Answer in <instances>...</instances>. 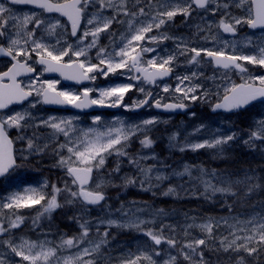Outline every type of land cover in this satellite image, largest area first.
Wrapping results in <instances>:
<instances>
[{
	"label": "snow or ice",
	"instance_id": "1",
	"mask_svg": "<svg viewBox=\"0 0 264 264\" xmlns=\"http://www.w3.org/2000/svg\"><path fill=\"white\" fill-rule=\"evenodd\" d=\"M139 0H134V4L138 3ZM213 0H191L186 3L185 6H171V0H158V7L154 14L145 12V7H139L137 10H130L127 6V0H121V5L118 6L120 11L123 12L125 17H129L127 20L118 19L119 12L116 15L105 16L103 14L104 9H111L117 7L113 4V0H11L13 4H31L34 5L47 13H58L62 17H66L71 24L70 35L76 38L77 43L75 45L65 41L63 46L57 48L56 46H49L42 43L43 39H35L36 30L45 24L44 20L39 19L35 15L24 16L22 19L18 17H12L13 20H19L20 22L16 25L17 36H20L23 32L26 37L23 40L24 45H28L31 41V48L17 47L21 44V39H11L8 47H0V54L9 56L15 63L12 64L8 71L0 73V109L8 107L14 102H22L29 96L35 95L41 99L45 104H55L72 106L77 109H85L93 105L105 106V100L110 99L112 103L108 106L117 107L124 99L125 93L131 90L134 85H120L107 89L100 90L98 99L91 98L92 89L85 88L82 93H74L67 90H58L57 84L59 81L45 80L42 83L37 78L29 86H22L21 83L17 82V76L22 73L35 72L36 69L28 64L27 60L32 58L33 53L38 57V63L43 66V72H58L65 79L73 80L76 82H82L85 80H95L93 73H99L100 75L107 76L109 73H117L120 70H127L128 72H137L143 75V78L148 83H155L157 78H163L171 74L173 71L171 65L175 60V56L170 55L166 59H162L158 64L155 59L147 61L148 67H144L142 64L141 57L143 53L149 51H155L154 48L144 47L146 40L150 42H159L162 40L169 39L166 34L161 33L159 36L152 35L154 29H160L167 22L173 20L177 15H190V9L195 4L198 8L205 9ZM249 7L248 11L250 15L247 18L232 17V22H226L224 19L220 20L219 27L226 33L235 34L237 26L245 23L252 29L260 28L264 30V0H248ZM99 4L97 13L91 17L85 16L86 9L93 4ZM246 0H236V7H243ZM152 0H148V6L151 7ZM224 8H228L229 5L226 3L223 5ZM5 14H9V9L5 8L4 5L0 4V35H5L4 25L7 23ZM148 17L147 20H141L140 17ZM84 22L89 25L81 31L80 25ZM126 25L125 32L119 36L120 43L116 44L112 39L115 37V32H109L108 30L113 24ZM33 24L32 29H28V25ZM60 21H56L48 25L45 31L49 36L56 34V29L62 27ZM78 32L80 35H78ZM101 33H107L110 37L109 44L106 46H98ZM91 37L89 40L88 38ZM208 39V37H205ZM84 41H88L86 44ZM61 41L57 38V44ZM178 47H180L178 45ZM96 49V59L98 63H91L89 52L92 49ZM185 51H189L185 46L184 50L180 52L183 55ZM192 55L190 57V63H199L197 59L201 57L203 53L214 61L217 67H221L225 70H238L241 73H247L248 69L243 66L241 61L247 62L253 65H259L264 67V44L258 45L255 49L254 54H236L235 52L228 53L224 50H209V49H197L195 47L190 49ZM19 57H26L27 59L21 60ZM65 57L68 60L65 61ZM83 57L84 59H81ZM151 69V71H150ZM227 74V73H225ZM196 74L193 73V76ZM7 77L11 83L4 84L3 80ZM140 76H132L131 79L139 80ZM181 80V83L185 80H190L191 77H177ZM258 81V84H257ZM37 84L39 86L37 87ZM201 87L199 84H194L187 88L177 87L176 92L182 93L184 99H190L196 101L200 99L199 96L194 93ZM140 92H144L143 88L138 89ZM168 87L164 88L167 92ZM206 95V94H205ZM151 93L146 94V98L143 101H139L135 106L142 107L148 104ZM260 101L264 103V76L249 77L245 83L232 84L230 88L225 89L223 96V102L216 103L213 107V111L217 109H223L231 112L233 110L240 109L244 106L252 104L253 102ZM157 108L163 107L169 110L185 109L187 105L183 102L173 104H163L160 101L155 102ZM35 107V104L32 105ZM194 116L195 113H192ZM30 116V113L17 112L14 115H9L6 118L0 119V177L5 176L11 169L19 167L17 159L13 151V141L9 138L7 128L16 127L23 128L22 122L26 121V117ZM101 118L99 116L94 118L93 123L99 124ZM42 124L51 128L53 134H63L67 138V142L60 144L58 147L60 150L66 149L67 155H60L57 160V165L66 169V174L71 177L70 184L68 181L64 182V187L60 188L56 185L51 186V192L44 194L39 192L36 188L25 189V195L15 193L8 198V202L0 205V208L11 209L14 220L8 222V227L0 222V235L7 233L9 229H15L20 227L24 222V217L16 214V210L21 208L31 207L34 204H41V208L37 211V216L33 218V225H37L41 217L47 215L49 218L52 213L57 209L64 208L67 206H74L79 204L78 209L81 213L89 211L90 205H101L102 202L106 204L107 196L105 192V182L101 181L95 183L94 187H89L93 183L94 171H100L104 169L106 164V158L111 155L118 157H129V162L135 164L137 170L140 172L142 178L136 177H123V187L135 186L139 184L141 188L144 185H148V189L153 186V180L160 182L166 179H171L161 173L158 169L153 167H143L140 159H135L129 156L126 151L127 143L132 136H135L137 131L144 134V138L140 141L144 148H151L154 144L152 138H150L145 129L149 125H155L157 121L155 119H147L142 122L144 128L141 125H134L131 128H126L123 122H120L121 126L112 128L109 127L104 131L98 129L89 128L83 131L82 134L77 135L75 138L72 134L77 132V129L72 119H58L56 117H50L47 120L41 121ZM204 126L201 125L197 128L200 131ZM22 138V137H21ZM172 140L176 139V136L171 137ZM236 139L235 133H228L219 136H215L212 140H205L200 143H187L180 148L184 151L185 148H189L193 151L212 148L218 150L219 153L226 151V146L229 142ZM259 139L264 141V120L259 124L258 131H253L249 134V139L244 141L245 144H251L254 140ZM28 149H34V141L29 139L27 144ZM47 147V145H45ZM42 151L43 149H36ZM143 159V157H141ZM120 171V164L117 162L116 167L113 169L114 173ZM198 179L203 185L204 193L207 195H215L216 193L229 195L236 197L239 195H248L252 193L257 187H264L262 184L252 183L254 180L252 176H245L244 180H232L230 176H221L215 170L209 171L204 168L196 169ZM155 172V175L153 173ZM193 174V166L185 164L183 171H174L173 176L191 177ZM205 177H211V179H205ZM213 180L216 183H213ZM70 185L75 186V190ZM47 186V185H46ZM243 186V187H241ZM145 189V190H148ZM175 188L169 187L165 195L174 194ZM63 195V201L61 202V195ZM121 212L120 220L107 219L100 221L99 223H106L108 227L117 228H135L139 230L146 221L141 220L139 216L135 215V212H140L142 209L124 210L123 206L119 210ZM163 211V210H160ZM70 219L75 220L79 223L80 233L72 237L64 238L61 237V242L55 247H49L47 240L40 243L29 242L22 240L18 245H14L11 241H6L11 251L17 256L23 258L24 261H28L29 264H77L81 261L82 264H95V259L84 260L85 256L93 257L94 255H102V246L108 243L109 233L104 231L99 232L97 227L96 232L101 237L99 241H92L89 239L92 226L90 222L80 217L72 216ZM82 221V222H81ZM225 223H227L225 221ZM252 223V221H249ZM218 226V225H216ZM191 227V226H189ZM202 232L211 236L213 233L214 224L209 221L198 226ZM244 229H241L243 231ZM251 234L240 237L235 236L232 233L234 239L227 244L225 241L227 237H224L220 243L224 245V250H232L234 252H240L243 250L252 255L256 253L259 246H264V217L261 221L255 223L251 228ZM150 237L151 241L155 245H160L162 242L175 247L178 243L177 240L171 237H165L162 234V229L159 231L147 230L145 233ZM237 240H243V243L237 244ZM88 244L90 247H81V245ZM205 239H194L191 242L185 243L180 249V254L183 255L184 259L191 261L192 256L189 252H185L184 249H189L191 253L200 257L198 264H204L203 252L197 251L201 245H205ZM255 244L256 246L250 247L249 245ZM80 248V251L73 256H69L64 259L58 257V252L61 249ZM26 250V251H25ZM157 255L159 253H156ZM141 256H136L133 260L124 261L123 264H138L141 260ZM143 259L149 261V264H154L152 257L144 255ZM176 257H171L170 264H175ZM0 264H4V261L0 259ZM238 264H244V258L241 257Z\"/></svg>",
	"mask_w": 264,
	"mask_h": 264
},
{
	"label": "rangeland",
	"instance_id": "2",
	"mask_svg": "<svg viewBox=\"0 0 264 264\" xmlns=\"http://www.w3.org/2000/svg\"><path fill=\"white\" fill-rule=\"evenodd\" d=\"M117 2L118 3L114 5H121V0H117ZM226 3L229 5L228 8L223 7ZM185 5V1L172 0V6L183 7ZM248 7V0H246L243 7H236V0H213L211 7L206 10V13L199 14V16L195 18V24L199 26V30H205V33L202 34L203 36L200 37L197 34H192L189 35V38H179L178 42L180 47H178L177 44H174L173 48L172 44L167 48L161 47L155 49L154 46L150 47L155 49V51H149L152 59L156 58L162 60L173 55L175 56V67L178 66V63H183L187 68L192 69V72L188 75L191 77L188 82L183 81V83H181V80L176 77L175 83L172 86H170L169 83L161 85L162 91H164L165 87L170 89L168 92L174 96V99H176L175 101L188 100L189 102L187 103L192 105L189 104L190 109L191 107L192 109L187 114L175 115L171 125L166 126V124H164L163 127H161L160 124L167 120L164 121V118L162 119L161 117L149 114L142 115L138 118L133 116L128 117L126 115L117 118L109 117L112 119H104V115H94L85 120L72 114H51L44 112L40 108L39 99H35L27 106L14 110L9 114L14 115L17 112L30 113V116H27L26 121L22 122V124H27L26 127L30 133L27 141L29 139L33 140L35 146L34 149H28L26 146V151L28 154L35 156L45 153L46 148L51 143H55L52 148H55L56 154L59 152L60 155H67L66 149L60 150L58 147L60 144L66 143L67 138H65L63 134H53L51 128L41 123V121L47 120L50 117L72 119L77 129V132L72 134L73 138L82 134L83 131L89 128L104 131L109 127H120V122H123L126 128H131L134 125H141V127L144 128L142 124L144 120L155 119L157 123L147 126L145 132L150 138H153L155 143L165 144L166 149L170 151L166 157L167 161L162 163L161 157L156 152L140 154L138 157L134 156L132 158L140 159L143 167L151 166L154 169H158L161 173L170 176L171 179L160 182L153 180V186L150 189H148L147 184L144 185V188H141L139 184L123 187V177L125 176L142 178L136 165L128 162L131 168L129 172H123V169H121L117 173L112 172L111 174H107L101 170V172L97 174L93 187L95 183L104 181L105 190L107 187H112L111 189H113V192L110 193V198L102 207L89 209L88 212L81 213L78 211L79 205L67 206L57 209L52 213L50 218L47 215L41 217L37 225H33L32 221L33 218L37 216V211L41 208L44 201H41V204H34L31 207L16 210L17 215L24 217V222L20 227L9 229L7 233L0 235V259L4 261V264H29L28 261H24L22 257L12 252L6 241H11L14 245H18L22 240L36 243L47 240L49 242V247H55L60 244L62 236L68 238L79 235L81 231L79 223L70 219V217L74 215L77 217L82 215L84 219L90 222L92 226V231L89 235L90 240L99 241L101 239L96 232L97 227H103L99 229L100 233L104 231L109 233L108 243L102 246L101 249L102 255L84 257V260L95 259V264H123L124 261L133 260L136 256L142 257L138 264H149L148 260L143 259L145 254L152 257L154 264H170L171 257L173 256L177 258L175 264H198L200 257L191 253L189 249L185 248L184 251L189 252L192 256L191 261L184 259L183 255L180 254V249L183 245L194 239L206 240V244L201 245L199 249H197V251L203 252L204 264H238L241 257L244 258V264L251 261V258H253L256 253L248 255V253L245 252V254L241 255V251H225L224 245H222L220 241L224 237H227L225 244L232 241L234 239L232 233L240 237L251 234L250 230L253 225L260 222L261 218L264 217V192H259L261 196L259 198L255 197L253 194L258 188L246 196L239 195L232 197L220 193L207 195L204 193L201 182L196 179L198 175L196 169L204 168L209 171L215 170L221 176H230L232 180H244L246 175L252 176L254 180L251 182L256 184H258L257 180L263 177L264 169H245V174L239 173L236 169L235 156L241 149L243 152L247 153L250 158L256 157L260 159L259 161H264V141L256 139L251 144L244 143V141L249 139V134L251 132L258 131L260 122L264 120V103L250 107L249 119L246 115L248 112L247 110L229 115H212L210 112H206L209 111L213 101L218 102L222 99L225 94V89L230 88L232 84L246 82L249 77L264 76V67L244 62L246 65H250L254 71L249 73H241L237 70L225 71L215 68L203 53L201 57L197 58L200 61L198 64H190L189 62L190 57L194 55L190 51L193 47L197 49L224 50L228 53L235 52L236 54H254L256 47L264 44V34L256 35L255 33H251L247 28V24L242 23L237 26V29L239 28L242 30V33L235 39H228L220 30V27H218L221 19H224L226 22H232V17L247 18L250 15ZM187 19L189 21V15ZM213 19H215L214 24L208 29V26H205L203 21H207L209 25H211ZM205 37H208V39H205ZM25 38L26 37L21 34L20 36L16 34L13 36V39H21V44L17 47H28L23 43ZM115 43L119 44L120 40ZM185 46L189 51L180 55V52L184 50ZM193 73L196 75L193 76ZM178 77L182 78L183 76ZM37 78L40 83L44 81L41 77ZM37 78L28 80L27 85L29 86ZM127 84L134 85L132 89H144V92L138 94V96L130 94V90L125 93L124 98L131 97V99H135V101H139L141 99L140 95H145L147 91L150 90L143 84L137 87L135 83L132 82L109 81L99 87V93L100 90L103 89ZM194 84L201 85L197 92L194 93L200 97V99L196 101L184 99L182 93L175 91L177 87L183 89ZM38 86L39 84H37V87ZM193 103H195V108ZM33 104H35V107H32ZM129 107V105L126 106L127 109H129ZM192 113H195V115L193 116ZM97 116L101 118L99 124L93 123L94 118ZM201 125L204 127L201 128L200 131H197V128H200ZM25 131L24 129V132ZM228 133H235L236 139L229 142L226 146V151L223 153H219L218 150L212 148H204L195 151L189 148H185L184 151L180 150L181 147L189 142L200 143L205 140H212L215 136ZM173 135L176 136L175 140L171 139ZM136 138L142 140L144 134L137 131L136 135L132 136L127 144H129L132 139ZM45 145H47V147H45ZM36 149L43 150L40 151ZM212 150L217 153L216 156L213 154ZM209 153H211L212 158H210ZM108 157L106 158V163ZM141 157H143V159H141ZM152 157L155 159V163L149 161ZM58 159L59 156L56 155L49 158L48 161H45L42 173L43 176L35 178L36 181H33L34 184L32 185L16 186L17 184H12L23 178L25 176L24 173H22V175L16 174L14 178H8L3 183L0 182V205L8 202V198L15 193L25 195V189L28 188H36L39 192L48 194L51 192L52 185L63 188L65 181H68L70 184L71 177L66 174V169L56 166ZM185 164L193 166V174L191 177H178L172 175L174 171H183V166ZM260 165L262 166L264 164ZM153 175H155V172ZM205 179H211V177H205ZM58 183H60V185H58ZM213 183H216V181L213 180ZM169 187L175 188V193L165 195L164 193L167 192ZM137 193L138 195H136ZM63 195L66 194L61 195V202L63 201ZM139 195L143 198H140ZM254 197L257 198V200H253ZM191 199L195 200L196 203H194V205L200 208H218V206H222V208L202 214H190L188 212L189 208H184L183 203L186 201L189 202ZM122 206L124 210L132 209L134 211L135 209H142L140 212H135V215L139 216L141 220L146 221V223L142 225L139 230L135 228L121 229L117 227H108L106 223H99L109 218L120 220L121 212L119 210ZM13 211L14 210L11 209L0 208V222H2L5 227H8V222L10 220L15 219ZM58 214H61V221L63 223L67 222L68 225L74 227V232H69L66 228L61 229V231L58 230L56 225ZM209 221L214 224L211 236L202 232L198 227ZM225 221L227 223H225ZM249 221H252V223H249ZM149 229L153 231L162 229V234L165 237L174 238L178 243L175 247L164 242L160 245H155L150 237L145 234ZM241 229L244 230L241 231ZM131 231L134 232H132V235L130 234ZM118 238H126V240L113 242ZM239 243H243V240H237V244ZM81 247H90V245L84 244L81 245ZM79 251L80 248L76 247L61 249L58 252V257L60 259L69 256L74 257ZM156 253L159 254L157 255ZM244 255H248L250 258H246ZM53 264H55V261H53ZM77 264H82V262L78 261Z\"/></svg>",
	"mask_w": 264,
	"mask_h": 264
},
{
	"label": "flooded vegetation",
	"instance_id": "3",
	"mask_svg": "<svg viewBox=\"0 0 264 264\" xmlns=\"http://www.w3.org/2000/svg\"><path fill=\"white\" fill-rule=\"evenodd\" d=\"M179 1H182V0H179ZM188 1L191 2V0H188ZM54 2H57V0H54ZM117 3H118L117 0L113 1V4H117ZM0 4L4 5L5 8L9 9V14H5V19H7V23L4 25V29H3L5 31V35H0V47H8L10 40L13 39V36L17 33L16 25L20 21L19 20H13L12 17L14 16V17H18V18L22 19L24 16H31V15H35L39 19L45 21V24L36 30L35 39H41V37H42L43 38L42 43H45L49 46L54 45L57 48H60L61 46H63V43L65 41H67L68 43H71L73 45H75L77 43L76 38L72 37L70 35L71 24L67 20L66 17H62L58 13H47V12L43 11L42 9H40L34 5H31V4H13V3H11V0H0ZM209 5H208V7H209ZM115 6H117V7H113L111 9H104L103 14L105 16H111V15H116L117 12H119L118 19H120V20L129 19V17H125L123 15V12L120 11V8L118 7L120 5H115ZM127 6L130 10H133V11H135L139 7L143 6V7H145V12L154 14L156 8L158 7V0H152L151 7L148 6V0H139V2L135 3V4H134V0H128ZM171 6H172V0H171ZM208 7L205 9H201V8H198L195 4H193L192 8L190 9V12L191 11H195V12L191 13L190 15L197 16L198 14H204V13H206V10L208 9ZM98 9H99L98 3L90 5L86 9V13H85L86 18L95 15L97 13ZM140 19L141 20H147L148 17H146V16L140 17ZM214 20L215 19H213L211 25H209V23L207 21H203V24L205 26L211 27L214 24ZM56 21H60V24L63 26L58 27L56 29L55 35L49 36L47 34V32L45 31V28H47L48 25L55 23ZM188 22L189 21L187 19V16H184V15L175 16L173 18V20L167 22L160 29H158V30L154 29L152 33L148 34L149 36H152V35L159 36L161 33H163V34H166L169 37V39L162 40L159 42H150V41L146 40L145 42H143L144 47L150 48L152 46H159V47L167 48L170 44H172V48H173L175 43L179 44V42H178L179 38L184 39L183 36H179L177 38V41L175 42L174 41V34L187 31L186 24ZM27 27H28V29H32L33 24H29ZM89 27L90 26L84 22H82L80 25L81 31L86 29V28H89ZM247 28L249 29L250 27H248V25H247ZM125 30H126V25L114 23L108 31L116 33L115 37L112 38L114 40V42H116L119 40L120 34L125 32ZM250 32L255 33L256 35L264 34V30H262V29L252 30ZM241 33H242V30L238 28L236 35H231L229 33H225V34L229 35V36H234V37H229V38H235L238 35H240ZM21 35H24L23 32H21ZM78 35H80L79 32H78ZM57 38L60 39V41H61L60 44H57ZM88 39L90 40L91 37H89ZM109 39H110V37L108 36L107 33H101L100 39L98 42V46L108 45ZM87 42L88 41H84L85 44ZM27 46H28L27 48H29V50H30L31 41H29V44ZM89 57H90L91 63H98V60L96 59V49L95 48L89 52ZM151 57L152 56L149 52L143 53L141 60H142V64L144 67H148L147 61L152 60ZM18 59L24 60L27 58L26 57H19ZM64 59H65V61H67L68 57H65ZM81 59H84V58L81 57ZM153 59H155L158 64L161 62L160 59H156V58H153ZM37 61H38V57L36 56L35 53H33L31 59L27 60L28 64L31 65L32 67H34L36 69V71H35L34 75H25V73H22L20 75L18 80L21 82L22 86L27 87L28 86L27 85L28 80H31V79H34L37 77H41L44 81L45 80L59 81V83L57 84L58 90H67V91H71L74 93H82L85 88H90L93 90L91 93V98L98 99V98H100L99 97V87L103 86L104 83H108L109 81H128V82L135 83V86H137V87L142 85V84L145 85L146 87H148L150 89L149 91H147V93H151V96L147 97L149 99L148 104L143 105L142 108L136 107L135 105L139 101H143L146 98L147 93L145 95H142V96L140 95L141 99L139 101H135V99H131V97L130 98L126 97L123 99V101L117 107L108 106V104L110 105L112 103V100L108 99V100H105L107 107L98 108V109L88 107V108H85L84 110H72V109L64 108V107H54V108L48 107V106H46L45 103H43L41 101V99L39 97H37L35 95V92H33V98L31 100V102L35 99H39V101H40L39 106L46 113L72 114V115H76V116L82 118L83 120L88 119L94 115H104L106 117H115V116L117 117V116L126 115L128 117L133 116V117L138 118L142 115L149 114V115L161 117L162 119L164 118V121L167 120L166 122H163L160 124V126L163 127L164 124H166V126L171 125L173 122L174 116L172 113H167V111H165L166 109L163 107L157 108L155 106V102L157 100L160 101L161 105L184 102L187 104L188 109L191 105L190 103H189L190 105L187 103L188 100L187 101H178L177 100L175 102L176 99H174V96L171 95L170 92H168V91L165 92V91L161 90V85H163V84L169 83V85L172 86L173 82H174V78L177 76V74L184 77V76H188L189 73L192 72V69L187 68L185 66V64H183V63H178L179 65L177 67H175L174 61H173L172 65H171L173 71L171 72L170 77L166 76V77H163L162 79L157 78L155 83H148L143 78V75L141 73H137L135 71L128 72L127 70H120L117 73H109L106 77L103 75H100L97 72V73L92 74V75H95V77H96L95 80H85L82 82H76L73 80L65 79L58 72H43L42 71L43 66L40 65ZM210 62L212 63V61H210ZM13 63H15V61L12 60L11 57L0 54V73L8 71V69L11 68ZM190 64H192V63H190ZM150 71H151V69H150ZM230 71H235V69H232ZM247 73H249V71ZM132 76H140L141 78L139 80H135V79H131ZM186 82H188V80ZM3 83L4 84H10L11 81L7 77H5L3 80ZM129 93L132 95L134 94V96H138V94H142V92L138 91L137 89H131ZM29 103L30 102H27L21 106H13L7 110H2L1 111V119L9 116V114L12 111L17 110L19 108H22L24 106H27ZM127 105L130 106L129 109L126 108ZM193 105L195 108L194 103H193ZM94 106H96V105H93L91 107H94ZM138 108H140V109L137 110ZM106 119H112V118H106ZM26 125L24 124L25 127H23V128H16V127L7 128V132L9 134V136L11 137V139L13 140V143L15 146L17 164L19 165V167H16L15 170H13L11 172V174L6 179L14 178L16 176V174H21V175H22V173L25 174V176L23 178H21L18 182L12 183V184H17L16 186H22V185L26 186V185L34 184L33 181H36L35 178L43 176L42 173H43L44 162L48 161L49 158H51L52 156L57 155L56 151L54 150L55 148L54 149L52 148V146L55 143L49 144L48 147L46 148L45 153H43L41 155L35 156V155L28 154L26 151V146L28 144L27 139L29 138L28 136L30 133H29ZM24 129L26 130L25 132H24ZM140 141H141V139L136 138V139H132L130 141V143L127 144L126 151L129 153L130 157H134V156L138 157L140 154L156 152L161 157L162 163L167 161L166 157H167L168 153H170V151H168L166 149L165 144L154 142V144L151 148H144L141 145ZM149 161L155 163V159L153 157L151 159H149ZM117 162H119V164H120V170L123 169V172H125V171L129 172L130 171L131 168L128 165L129 157H118L116 155L109 156L107 159V163L104 166V169H101V170H103L107 174H111L113 172V169L116 167ZM101 170L100 171H94L95 177L93 178V183L91 185H89V187H93L94 182H95V178H96L97 174L101 172ZM3 182H1V183H3ZM58 185H60V183H58ZM72 187H73V190H75V186L72 185ZM111 188L107 187V189L105 190L107 199L110 198V196H111L110 193L113 192V189H111ZM76 205H79V204H76ZM102 206H104V202L101 205H90L88 207H89V209H94V208H98V207H102ZM56 225L58 227V230H60V231H61V229H64V228H66V230H68L69 232L75 231L74 227H72L71 225H68L67 222L63 223L61 221V214H58V217L56 220Z\"/></svg>",
	"mask_w": 264,
	"mask_h": 264
},
{
	"label": "trees",
	"instance_id": "4",
	"mask_svg": "<svg viewBox=\"0 0 264 264\" xmlns=\"http://www.w3.org/2000/svg\"><path fill=\"white\" fill-rule=\"evenodd\" d=\"M235 160H236V169L238 170L239 173L241 174H245L244 171L245 169H249L252 170L254 169H264V165H260V164H264V161H259L260 159H257L256 157L250 158L249 155L245 152H243L241 149L238 151L237 155L235 156ZM258 184H262L264 185V175L263 177H260L257 180ZM258 189L254 191V195L255 197L259 198L261 197L259 192H264V187H257ZM253 198V200H257V198ZM194 203H196L195 200L191 199V201L189 200L184 202L183 204L186 205L184 206V208H189L188 212L190 214H202V213H206V212H212L215 210H219V208L221 209L222 206H218L217 207H207L206 208H200L194 205ZM190 204V206H189ZM250 247L252 246H256L255 244L249 245ZM242 254H245V252L243 250H241ZM246 258H250L248 257V255H244ZM184 264V263H182ZM247 264H264V246H259L258 251L256 252V255L251 258V261Z\"/></svg>",
	"mask_w": 264,
	"mask_h": 264
},
{
	"label": "water",
	"instance_id": "5",
	"mask_svg": "<svg viewBox=\"0 0 264 264\" xmlns=\"http://www.w3.org/2000/svg\"><path fill=\"white\" fill-rule=\"evenodd\" d=\"M26 74V73H25ZM17 79V78H16ZM31 96H29L26 100H24V101H27L29 98H30ZM24 101H22V102H14V103H12V104H10L8 107H6V108H9V107H11V106H13V105H17V104H22ZM48 106H50V105H52V106H58V107H68V106H64V105H55V104H47ZM245 107V106H244ZM244 107H242V108H244ZM6 108H3V109H6ZM242 108H240V109H242ZM240 109H237V110H233V111H231V112H236V111H239ZM217 110H223V109H217ZM173 111H180V109H175V110H173ZM182 111H184V110H182ZM13 151H14V146H13ZM12 170V169H11ZM10 170V171H11ZM9 171V172H10ZM7 175V174H6ZM1 178V177H0Z\"/></svg>",
	"mask_w": 264,
	"mask_h": 264
},
{
	"label": "bare ground",
	"instance_id": "6",
	"mask_svg": "<svg viewBox=\"0 0 264 264\" xmlns=\"http://www.w3.org/2000/svg\"><path fill=\"white\" fill-rule=\"evenodd\" d=\"M20 11H21V10H20ZM28 13H29V12H28ZM31 158H32V157H31ZM136 195H138V193H137ZM136 197H137V196H136ZM139 197H140V195H139ZM141 197H142V196H141ZM141 197H140V198H141ZM142 198H143V197H142ZM140 200H141V199H140ZM186 205H188V204H186ZM186 205H184V206H186ZM189 206H190V204H189ZM123 231H124V230H123ZM129 231H130V230H129ZM132 232H133V231H131V233H130L131 235L134 233V232H133V233H132ZM120 233H121V232H120ZM126 233H127V232H126ZM122 234H123V232H122ZM130 234H128V235H130Z\"/></svg>",
	"mask_w": 264,
	"mask_h": 264
}]
</instances>
